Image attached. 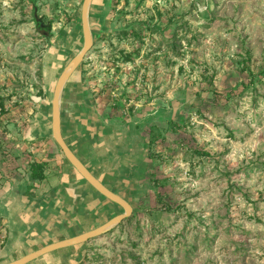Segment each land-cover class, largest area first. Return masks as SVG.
I'll return each mask as SVG.
<instances>
[{"label": "rangeland", "instance_id": "1", "mask_svg": "<svg viewBox=\"0 0 264 264\" xmlns=\"http://www.w3.org/2000/svg\"><path fill=\"white\" fill-rule=\"evenodd\" d=\"M104 1L67 97L80 86L99 114L164 139L130 217L31 264H264V0ZM83 2L0 0V183L34 156L24 136L83 47Z\"/></svg>", "mask_w": 264, "mask_h": 264}, {"label": "crops", "instance_id": "2", "mask_svg": "<svg viewBox=\"0 0 264 264\" xmlns=\"http://www.w3.org/2000/svg\"><path fill=\"white\" fill-rule=\"evenodd\" d=\"M94 2L89 13L93 39L91 13ZM110 3L105 0V8ZM76 72L78 70L69 78L62 94L61 127L64 140L108 189L130 203L128 196L133 190L139 189L143 193L149 187L144 182L141 188H137V181L143 179L149 163L148 143L140 133L123 127L128 124H119L99 114L93 104H88V95L80 86H77L76 98H68V85ZM39 114V123L29 128L24 140L31 145L34 154L27 165L31 161L46 163V178L42 182L31 181L23 165L25 172L19 167L15 175L1 181L0 214L11 217L17 233V246L10 255L0 258V264L98 228L118 216L119 207L122 208L87 183L66 159L53 138L52 110L49 112L47 107H43ZM29 191L34 192V195H30ZM0 221L5 230L1 244L5 243L1 251L8 240L9 220L0 216ZM72 247L51 252L35 261Z\"/></svg>", "mask_w": 264, "mask_h": 264}, {"label": "water", "instance_id": "3", "mask_svg": "<svg viewBox=\"0 0 264 264\" xmlns=\"http://www.w3.org/2000/svg\"><path fill=\"white\" fill-rule=\"evenodd\" d=\"M111 0H108V3H110ZM93 0H84L82 4V11H81V20H82V31H83V47L78 52L77 55H75L69 63L66 65L62 73L60 74L55 89L54 94L52 98V131H53V138L61 148L64 156L66 159L70 162V164L77 170V172L89 183L91 186L94 187L100 194H102L104 197L109 199L110 201L116 203L117 205L121 206L123 208V212L121 214H118V216L113 217L105 224L99 226L98 228H95L87 233L81 234L79 236H75L72 238L60 240V242H54L49 245H46L38 250H35L33 252L30 251V253L12 261L6 264H29L36 259L49 254L51 252L76 246L79 244H83L95 237H98L107 231L111 230L112 228L119 225L121 222H123L125 219L130 217L133 214V206L126 201L123 197L118 195V193H114L112 190L108 189L107 186H105L84 164L83 162L72 152V150L68 147L66 144L63 134H62V127H61V100H62V94L63 89L68 82L69 78L72 76V74L78 70V68L81 66L83 61L85 60L88 53L91 51L94 39L91 31L90 26V20H89V13H90V7ZM36 21L41 22L39 16L35 15ZM32 99L35 102H42L41 97L32 96ZM2 217H6L9 220V235L8 240L4 246L3 249L0 251V258L4 256L10 255L14 249L17 246V233L14 226V223L9 216H4L0 214Z\"/></svg>", "mask_w": 264, "mask_h": 264}, {"label": "trees", "instance_id": "4", "mask_svg": "<svg viewBox=\"0 0 264 264\" xmlns=\"http://www.w3.org/2000/svg\"><path fill=\"white\" fill-rule=\"evenodd\" d=\"M113 1L114 0H112V5H113ZM35 7H37V6H35ZM44 25H43V23L41 24L42 27L44 26L47 29L46 30L47 32L48 31L50 32L51 31V25L50 24L49 25L44 24ZM49 37H50V35H49ZM129 60H130V58H126V61H129ZM83 65H84V62L81 64L80 67H82ZM40 95H42V93H40ZM0 109H1L0 110L1 114H4L8 111L6 109L3 101H0ZM161 138L164 139V137L160 134V132H156L155 128H152L150 130V139L148 140L149 149H151L154 145H156ZM26 170L29 174L30 180L33 182H42L46 178V174H45L46 173V163L31 161L30 163H28ZM29 194L34 195V192L29 191ZM165 209L170 210V206L168 204H165ZM4 243L5 242H3L1 244L0 248L3 247Z\"/></svg>", "mask_w": 264, "mask_h": 264}, {"label": "bare ground", "instance_id": "5", "mask_svg": "<svg viewBox=\"0 0 264 264\" xmlns=\"http://www.w3.org/2000/svg\"><path fill=\"white\" fill-rule=\"evenodd\" d=\"M76 85V84H75Z\"/></svg>", "mask_w": 264, "mask_h": 264}]
</instances>
